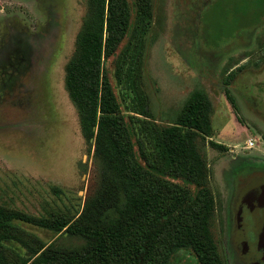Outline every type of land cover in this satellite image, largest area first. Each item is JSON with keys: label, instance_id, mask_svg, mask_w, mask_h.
<instances>
[{"label": "rangeland", "instance_id": "obj_1", "mask_svg": "<svg viewBox=\"0 0 264 264\" xmlns=\"http://www.w3.org/2000/svg\"><path fill=\"white\" fill-rule=\"evenodd\" d=\"M211 3L152 0L139 91L117 83L114 57L107 74L123 112L159 126L176 121L193 90L207 93L211 135L201 151L215 196L211 233L224 264H233L226 242L231 197L264 168V19L246 29L253 14L233 19L227 6ZM85 13L86 0H0V206L40 221H74L99 197L93 144L82 136L64 88ZM234 32L237 37L227 40ZM139 105L147 117L132 113ZM15 224V238L3 244L20 256L43 251L59 235L36 221ZM57 243L62 249L79 245ZM189 259L179 264H196Z\"/></svg>", "mask_w": 264, "mask_h": 264}, {"label": "trees", "instance_id": "obj_2", "mask_svg": "<svg viewBox=\"0 0 264 264\" xmlns=\"http://www.w3.org/2000/svg\"><path fill=\"white\" fill-rule=\"evenodd\" d=\"M212 1L210 6H227L233 19L253 14L246 29L264 19V0ZM133 3L131 24L129 0H86L75 50L64 68V88L81 134L93 144L98 199L74 221H40L0 206V264H179L183 256L196 264H224L211 233L215 196L201 151L211 135L207 93L193 90L176 121L159 126L123 112L110 83L107 63L114 57L117 83L139 91L152 0ZM232 77L229 73L225 86ZM132 113L148 114L143 105ZM19 220L42 223L59 235L43 251L28 249L20 256L3 244L15 238ZM60 239L79 245L55 247Z\"/></svg>", "mask_w": 264, "mask_h": 264}, {"label": "flooded vegetation", "instance_id": "obj_3", "mask_svg": "<svg viewBox=\"0 0 264 264\" xmlns=\"http://www.w3.org/2000/svg\"><path fill=\"white\" fill-rule=\"evenodd\" d=\"M231 197V228L226 235L233 264H264V168ZM255 183L250 193L246 189Z\"/></svg>", "mask_w": 264, "mask_h": 264}, {"label": "water", "instance_id": "obj_4", "mask_svg": "<svg viewBox=\"0 0 264 264\" xmlns=\"http://www.w3.org/2000/svg\"><path fill=\"white\" fill-rule=\"evenodd\" d=\"M255 186L256 184L252 183L251 186H249L244 193H247V194L250 193L254 189Z\"/></svg>", "mask_w": 264, "mask_h": 264}, {"label": "built area", "instance_id": "obj_5", "mask_svg": "<svg viewBox=\"0 0 264 264\" xmlns=\"http://www.w3.org/2000/svg\"><path fill=\"white\" fill-rule=\"evenodd\" d=\"M248 146H249V147L252 146V142H251V141L248 142Z\"/></svg>", "mask_w": 264, "mask_h": 264}]
</instances>
